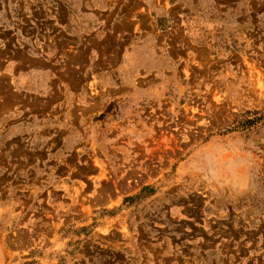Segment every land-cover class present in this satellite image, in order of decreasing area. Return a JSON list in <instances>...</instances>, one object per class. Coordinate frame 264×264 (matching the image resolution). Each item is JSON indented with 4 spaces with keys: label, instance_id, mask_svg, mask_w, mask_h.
I'll list each match as a JSON object with an SVG mask.
<instances>
[{
    "label": "rangeland",
    "instance_id": "obj_1",
    "mask_svg": "<svg viewBox=\"0 0 264 264\" xmlns=\"http://www.w3.org/2000/svg\"><path fill=\"white\" fill-rule=\"evenodd\" d=\"M0 264H264V0H0Z\"/></svg>",
    "mask_w": 264,
    "mask_h": 264
}]
</instances>
